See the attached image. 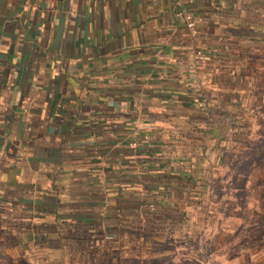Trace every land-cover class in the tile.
I'll return each instance as SVG.
<instances>
[{"label": "crops", "instance_id": "crops-1", "mask_svg": "<svg viewBox=\"0 0 264 264\" xmlns=\"http://www.w3.org/2000/svg\"><path fill=\"white\" fill-rule=\"evenodd\" d=\"M256 90L264 0H0V211L27 221L12 234L58 249L63 231L168 227Z\"/></svg>", "mask_w": 264, "mask_h": 264}, {"label": "rangeland", "instance_id": "rangeland-1", "mask_svg": "<svg viewBox=\"0 0 264 264\" xmlns=\"http://www.w3.org/2000/svg\"><path fill=\"white\" fill-rule=\"evenodd\" d=\"M258 103L244 106L252 120L239 124L236 145L222 153L206 195L179 196L180 202L168 207V227L142 224L132 234L78 238L63 231L61 248H34L41 243L12 234H26L27 221L13 218L12 228L11 210L4 206L0 264H264V100Z\"/></svg>", "mask_w": 264, "mask_h": 264}, {"label": "built area", "instance_id": "built-area-1", "mask_svg": "<svg viewBox=\"0 0 264 264\" xmlns=\"http://www.w3.org/2000/svg\"><path fill=\"white\" fill-rule=\"evenodd\" d=\"M176 1H177V4H178V2L180 0H176ZM175 16L180 17V18H182L184 20L185 26H186L187 29H189V30L192 29L193 21H192V18H191V16L189 14H187L186 12H183V11L178 9L176 11V13H175ZM131 146L134 147L135 145L131 144Z\"/></svg>", "mask_w": 264, "mask_h": 264}]
</instances>
